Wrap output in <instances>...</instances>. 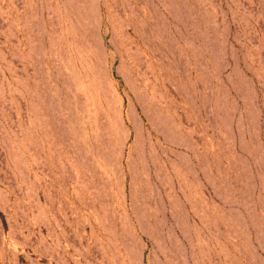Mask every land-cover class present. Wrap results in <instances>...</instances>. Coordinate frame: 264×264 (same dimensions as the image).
<instances>
[{
	"label": "rangeland",
	"instance_id": "obj_1",
	"mask_svg": "<svg viewBox=\"0 0 264 264\" xmlns=\"http://www.w3.org/2000/svg\"><path fill=\"white\" fill-rule=\"evenodd\" d=\"M0 264H264V0H0Z\"/></svg>",
	"mask_w": 264,
	"mask_h": 264
}]
</instances>
